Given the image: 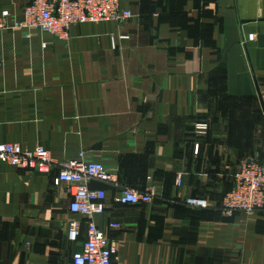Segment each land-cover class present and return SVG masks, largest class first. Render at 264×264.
Here are the masks:
<instances>
[{
  "label": "crops",
  "instance_id": "obj_1",
  "mask_svg": "<svg viewBox=\"0 0 264 264\" xmlns=\"http://www.w3.org/2000/svg\"><path fill=\"white\" fill-rule=\"evenodd\" d=\"M30 1L0 0V142L103 163L114 180L89 183L105 192L93 221L121 264H264V210H221L242 163H264V0H131L129 20L64 40L16 25ZM112 34L128 37L113 48ZM57 172L0 163V264H72L86 219ZM149 183L150 203L115 201Z\"/></svg>",
  "mask_w": 264,
  "mask_h": 264
},
{
  "label": "built area",
  "instance_id": "obj_2",
  "mask_svg": "<svg viewBox=\"0 0 264 264\" xmlns=\"http://www.w3.org/2000/svg\"><path fill=\"white\" fill-rule=\"evenodd\" d=\"M131 0H31L22 9V19L17 23L27 30H38L50 33L59 39H66L72 27L85 23L112 21L121 24L131 17L133 12L125 3ZM8 12L0 16V28H4ZM124 34L110 35V43L117 47L120 39L127 38ZM253 40V33L247 35ZM3 62L0 59V67ZM210 124L207 120L195 122L193 130L199 137L209 133ZM198 149V146H197ZM0 163L14 167L36 170L47 173L57 169L54 177L56 185L63 184L71 195L69 209L71 212L86 219L84 226L85 239L80 250L73 252L72 264H121L118 259L117 247L106 233L93 221L105 211V192L103 189H91V181H113L111 173L98 161H85L83 153L64 161H55L50 152L38 145L33 149L23 147L18 142H0ZM233 186L222 200L221 210L225 216H233L235 212L252 214L264 210V163L254 157L246 159L233 175ZM150 180V177H148ZM177 182H181L178 177ZM155 188L152 183L146 185L143 192L131 188H123L115 197V201L123 205L148 204L152 201ZM192 205H202L203 201L188 199ZM109 227L118 228V223H110ZM81 221L71 220L68 224V239L76 241L82 232Z\"/></svg>",
  "mask_w": 264,
  "mask_h": 264
}]
</instances>
